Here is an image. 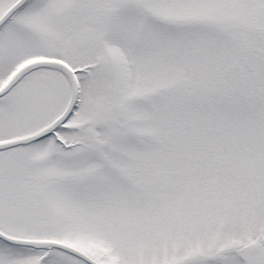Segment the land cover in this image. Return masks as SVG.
<instances>
[{"label": "snow or ice", "instance_id": "snow-or-ice-1", "mask_svg": "<svg viewBox=\"0 0 264 264\" xmlns=\"http://www.w3.org/2000/svg\"><path fill=\"white\" fill-rule=\"evenodd\" d=\"M0 264H264V0H0Z\"/></svg>", "mask_w": 264, "mask_h": 264}]
</instances>
